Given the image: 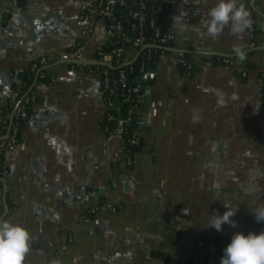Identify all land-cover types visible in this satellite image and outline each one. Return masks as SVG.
I'll list each match as a JSON object with an SVG mask.
<instances>
[{"label": "crops", "instance_id": "1", "mask_svg": "<svg viewBox=\"0 0 264 264\" xmlns=\"http://www.w3.org/2000/svg\"><path fill=\"white\" fill-rule=\"evenodd\" d=\"M161 2L173 45L188 50L198 67L185 76L172 63L173 52L158 57L135 110L142 141L136 163L114 168L122 140L100 129V74L53 64L80 38L81 59L93 60L106 41L103 25L84 24L83 0H0V121L17 73L36 58L47 59L41 69L50 76L64 78L32 83L33 117L4 155L9 208L2 219L30 232L24 264H190L200 235L218 237L224 254L235 233L264 231L252 211L264 206V50L250 51L248 29L242 40L228 27L216 40L207 35L203 21L218 0ZM252 3L264 15V0ZM251 20L260 29L256 47L264 46L261 15L256 11ZM236 43L247 58L232 65L189 52L234 54ZM136 55L125 48L126 61ZM218 91L226 107H217ZM225 204L237 208L236 227L226 223L218 232L207 224L227 211ZM3 209L1 195L0 217ZM87 209L95 210L89 221Z\"/></svg>", "mask_w": 264, "mask_h": 264}, {"label": "trees", "instance_id": "2", "mask_svg": "<svg viewBox=\"0 0 264 264\" xmlns=\"http://www.w3.org/2000/svg\"><path fill=\"white\" fill-rule=\"evenodd\" d=\"M142 2L144 5H146L145 13L148 16L146 22L143 24L142 33L148 38L149 36L153 35L154 26L157 24H161L162 29L161 32L164 33L167 31V29L171 26L172 20L168 16V13L165 9L164 3L161 2V0H126L125 4L120 7H116L115 15H117L123 22H125V19H127L126 12L128 7H136L138 2ZM253 0H241V3L245 5L247 10L250 12L251 16L256 15V11L254 10L252 6ZM153 25H151V22ZM253 37L251 38L252 45L250 46L251 49H254L258 44L256 40L257 34L260 32L259 28H256L253 25ZM129 34L137 35V30H129ZM81 42V38L77 39L76 44L74 48H77ZM117 45L114 42V39L110 38L107 39L104 44L100 47L99 51L95 50L93 54V59H102V57L110 53L112 48ZM100 52V53H99ZM167 51H162L161 48L158 47H151V48H139L137 52V56L132 63H122L121 61H117L118 57H116L114 54H111V60L109 65L106 64H94V65H82L84 72H98L100 74V77L103 76V73L106 72L107 76L112 78H117L118 73L121 70L125 71L126 74V83L124 86H121L116 91H119L122 95L116 94V95H110L114 99V108L111 109L109 112L113 116V119H108L106 117H103V119L100 122V129L105 132L106 134H112L114 133L115 129L117 128V120L121 119L123 120V131L121 133V140H122V148L125 151L126 155L130 159H135L137 153L140 151L142 147V141L140 140V143L138 145L132 144L130 142V139L132 137V133L135 131L137 127V118L135 110L137 107L140 106L142 102V95L145 91V88L153 83L151 78H145L143 77L141 71H140V64H144V70L149 71L151 74V70L154 67L158 57L162 55L163 53H166ZM40 57L36 58L34 61L31 62L30 66L27 67L24 70H21L17 73V80L12 85L11 91H19L20 93L16 96V102L20 100V98L25 94V92L28 91V89L31 87L32 83L34 82L36 78L37 83L42 84H49L51 76L48 74L46 69H42L38 74L37 70L39 69V66L37 68H33V64L37 63ZM183 59L186 64L177 63L176 67L178 70L184 74L185 76L191 75L198 67V64L194 62L192 55L188 53H183ZM206 59L210 63H221L226 65H232L231 62H233L236 59L235 57H221L217 55H211L207 56ZM227 60L229 63L224 62ZM73 66V68H78L80 65L78 64H70ZM246 67L250 69L252 65L249 62H246ZM131 68V70H129ZM37 74V75H36ZM43 74V76H41ZM237 74L240 76V73L237 72ZM264 74V72H263ZM101 81V80H100ZM100 87H102V83L100 82ZM103 101H106L107 97H109L108 92H103L102 94ZM22 100L19 104H21ZM32 103L28 102L24 106V110L19 113V115L16 118V122L18 124V129L21 130V128L28 123L31 118L33 117V109H32ZM14 107V104H11L9 100L4 103V105L1 108V117L6 113L10 112ZM132 109V114H128V110ZM15 121V119H14ZM6 131V126L3 122L0 121V136H2ZM17 141L20 142V132L17 135ZM3 158L4 155L2 152H0V165L3 164ZM129 166H132L129 165ZM115 168V166H114ZM95 210L87 209L85 215L88 216L90 219L93 216ZM202 239L204 242V246L208 247L209 244L213 245L212 252L215 258V262H219L220 258L223 256L222 254V248L223 243L218 237L214 236H205L200 235L196 239ZM195 239V241H196ZM194 252V249L192 250ZM191 252V253H192ZM191 255V254H190ZM190 261V257H189Z\"/></svg>", "mask_w": 264, "mask_h": 264}, {"label": "built area", "instance_id": "3", "mask_svg": "<svg viewBox=\"0 0 264 264\" xmlns=\"http://www.w3.org/2000/svg\"><path fill=\"white\" fill-rule=\"evenodd\" d=\"M126 0H83L84 3V11H83V22L84 24H89L91 21L99 22L103 25L104 29V35L106 40L107 39H114V42L117 44L115 45L110 53L105 54L102 59H93L100 62H105L106 64L110 63L111 60V54H114L116 57H118L117 61H121L122 63L128 62L125 60L124 57V51L127 46H132L136 49V52H138L139 48H151V47H158L161 48L162 51L167 52H173L172 56V63L176 66L177 63L186 64L183 59V52L181 51H168L167 47L169 48H175L173 45L176 41V35L171 31H166L164 33L161 32L162 26L161 24H157L154 26L153 35L146 38V36L142 33L143 24L146 22L148 16L145 13L146 5H144L141 1L137 3L136 7H128L126 16L127 19H125V22H123L117 15H115L116 7L123 6L125 4ZM151 22V21H150ZM151 25L153 23L151 22ZM137 30V35L129 34V30ZM253 24L250 29H248L250 38L253 37ZM104 44V43H103ZM97 45L95 50L100 49V47L103 45ZM252 43H250V46ZM100 53V52H99ZM164 54V53H163ZM60 59H73V60H82L78 48H74L73 50H70L66 53H64ZM210 63L209 61H207ZM224 62L229 63L227 60ZM48 63L47 59L44 57H40L38 62L33 64V68H37L39 66V69L37 70V74L42 70L41 68L45 66ZM232 63V62H231ZM72 64V63H69ZM72 69L73 66H71ZM144 64H140V71L144 76H149L150 72L144 70ZM131 70V68H129ZM238 73H240L241 76L246 75L245 69H238ZM264 69L260 72L261 80H262V105L264 107ZM36 74V75H37ZM43 76V74H41ZM56 80V81H62L64 80L62 75H54L51 76L50 81ZM100 82L102 83V87H100V91L103 94V92H108L109 97H107L106 101H104V117L110 119H113V116L110 114V110L114 108V99L112 98L113 95L120 94L119 91H116L121 86H124L126 83V74L124 70H121L117 78L110 79L109 76H107V73L104 72L103 76L100 77ZM37 86H46V84L37 83L33 85V87ZM34 87V88H35ZM19 91L11 92V94L8 97V100L11 104H14L13 109L10 112H6L1 117V122H3L6 126V131L8 130V135L6 138L0 140V152L3 153V155L6 154L7 151L14 148L17 144V135L20 132L18 129V124L16 122V118L19 115L20 112L24 110V106L28 102H34L35 100V89H30L28 92H25V94L20 98L18 102H16V96L19 94ZM112 95V96H110ZM22 100L21 104L20 101ZM133 110H128V114H132ZM15 119V121H14ZM5 131V133H6ZM123 131V120L119 119L117 120V128L115 129V132L118 134V136L121 139V133ZM4 133V134H5ZM3 134V135H4ZM2 135V136H3ZM130 142L132 144L138 145L140 143V137L136 131L132 133V137L130 139ZM136 163V157L135 159H130L128 155H126L125 151L122 148V155L118 156L115 161L114 165L115 167L120 166H129L134 165ZM7 174V168L4 163L3 158V164L0 165V197L2 195V182L1 179L4 180V177ZM84 220L89 221L90 218L86 215L83 217ZM213 245L209 244L208 247L204 246V242L202 239L198 238L196 239L194 243V252L190 255V264H219V262H215V258L212 252Z\"/></svg>", "mask_w": 264, "mask_h": 264}, {"label": "clouds", "instance_id": "4", "mask_svg": "<svg viewBox=\"0 0 264 264\" xmlns=\"http://www.w3.org/2000/svg\"><path fill=\"white\" fill-rule=\"evenodd\" d=\"M198 2L199 0H196L197 4ZM208 16L209 19L203 21V27L213 40L218 39L226 27L229 28L232 35L242 40L243 34L252 26L250 12L243 3L238 4V0H218L215 6L209 10ZM232 52L239 62H244L247 58L244 47L239 43L233 44ZM231 99L236 100L237 96L233 94ZM226 106L225 94L218 91L217 107ZM225 207L227 211L223 215L218 213L212 215L207 226L218 232L223 231L222 226L226 223L236 227V222L232 217L236 214L237 208L232 209L228 204H225ZM183 211L187 214V208ZM252 211L257 222L264 221V206ZM31 241L32 237L26 227L0 219V264H24L30 251ZM219 264H264V231L259 234L250 232L247 235L243 232L235 233L231 242L224 249Z\"/></svg>", "mask_w": 264, "mask_h": 264}, {"label": "water", "instance_id": "5", "mask_svg": "<svg viewBox=\"0 0 264 264\" xmlns=\"http://www.w3.org/2000/svg\"><path fill=\"white\" fill-rule=\"evenodd\" d=\"M256 11L258 12L259 15H261V18L263 21L261 24V30L264 31V15L259 10H256ZM165 49H167L168 51H181L183 53H188V50H181V49L169 48V47H167ZM255 50H264V46L255 47L254 49H252L250 51H255ZM189 52L194 53V54L196 53V54H205V55H217V56H221V57H235V54H222V53H214V52L213 53H201V52H192V51H189ZM136 56H135V58H136ZM135 58L133 60L127 62V63L134 62ZM60 63H72V64H78V65L106 64L105 62H100V61H96V60H73V59H68V60L60 59V60L55 61L53 64H60ZM106 65H109V64H106ZM48 67H49V65L46 66V68H48ZM35 82H36V78L33 82V85L35 84ZM7 135H8V130L6 131V133L3 136H0V140L6 138ZM1 182H2V188H3L2 201H3V208L4 209H3V213L0 217V219H2L7 214L8 208H9L8 207V201H7L6 184H5V181L3 179H1Z\"/></svg>", "mask_w": 264, "mask_h": 264}]
</instances>
